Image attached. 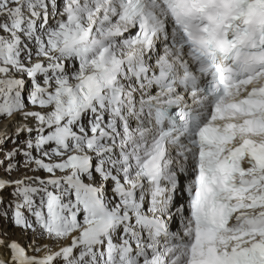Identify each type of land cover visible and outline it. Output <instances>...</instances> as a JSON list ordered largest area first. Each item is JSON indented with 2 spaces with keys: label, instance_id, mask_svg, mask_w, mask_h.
<instances>
[{
  "label": "snow or ice",
  "instance_id": "1",
  "mask_svg": "<svg viewBox=\"0 0 264 264\" xmlns=\"http://www.w3.org/2000/svg\"><path fill=\"white\" fill-rule=\"evenodd\" d=\"M0 264H264V0H0Z\"/></svg>",
  "mask_w": 264,
  "mask_h": 264
}]
</instances>
